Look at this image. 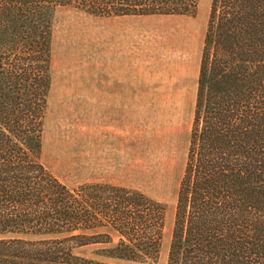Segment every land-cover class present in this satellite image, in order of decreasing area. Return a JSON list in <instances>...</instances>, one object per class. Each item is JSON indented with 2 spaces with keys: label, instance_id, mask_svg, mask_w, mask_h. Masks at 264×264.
<instances>
[{
  "label": "trees",
  "instance_id": "16d2710c",
  "mask_svg": "<svg viewBox=\"0 0 264 264\" xmlns=\"http://www.w3.org/2000/svg\"><path fill=\"white\" fill-rule=\"evenodd\" d=\"M199 0H0V264L159 260L165 204L109 183L68 186L42 161L53 19L195 15ZM167 264H264V0H212ZM29 235L27 236H21ZM10 235V236H6ZM20 235V236H19Z\"/></svg>",
  "mask_w": 264,
  "mask_h": 264
},
{
  "label": "rangeland",
  "instance_id": "374dc122",
  "mask_svg": "<svg viewBox=\"0 0 264 264\" xmlns=\"http://www.w3.org/2000/svg\"><path fill=\"white\" fill-rule=\"evenodd\" d=\"M211 1L199 0L195 15L106 18L73 7H59L54 14L42 161L68 186L109 179L113 174L104 162L97 172L93 170L97 176L90 177L91 166L84 170V82L100 81L104 66L110 65V51H132L139 83L153 91L149 96L153 104L147 110L141 106L140 170L132 182L136 189L163 202L166 215L159 260L146 264H167ZM170 100L175 103L169 104ZM110 178L130 182L125 177ZM112 237L108 243L79 247L75 254L94 262L133 264L104 254L119 241L117 233L112 232Z\"/></svg>",
  "mask_w": 264,
  "mask_h": 264
},
{
  "label": "crops",
  "instance_id": "0c3cea01",
  "mask_svg": "<svg viewBox=\"0 0 264 264\" xmlns=\"http://www.w3.org/2000/svg\"><path fill=\"white\" fill-rule=\"evenodd\" d=\"M110 54H113L108 58L110 65L104 66L105 71L101 73L100 81L84 82V170L88 171V166H91L90 177L97 176L93 170L97 172L104 162L113 172L110 175L112 179L125 177L130 182L109 180L110 177L86 182L136 188L133 187L132 180L139 175L140 170L138 154L141 106L147 110L149 104H153L149 97L153 91L139 83L138 73L135 71L137 59L132 51H110ZM168 103L175 102L170 100Z\"/></svg>",
  "mask_w": 264,
  "mask_h": 264
}]
</instances>
